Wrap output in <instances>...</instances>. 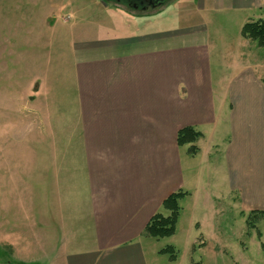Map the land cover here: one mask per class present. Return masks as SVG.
<instances>
[{"label":"crops","instance_id":"0c3cea01","mask_svg":"<svg viewBox=\"0 0 264 264\" xmlns=\"http://www.w3.org/2000/svg\"><path fill=\"white\" fill-rule=\"evenodd\" d=\"M196 1L200 21L76 49L70 138H50L43 123L27 137L26 126L21 153L10 135L0 153V264H264V62L247 55L256 41L242 34L264 18V0ZM234 45L239 54L228 52ZM187 126L202 133L195 156L178 144ZM179 190L194 204L186 253L171 259L144 231ZM210 203L237 209V222L260 212L252 250L240 233L208 246Z\"/></svg>","mask_w":264,"mask_h":264},{"label":"rangeland","instance_id":"374dc122","mask_svg":"<svg viewBox=\"0 0 264 264\" xmlns=\"http://www.w3.org/2000/svg\"><path fill=\"white\" fill-rule=\"evenodd\" d=\"M199 8L200 3L196 0H178L167 2L145 15H133L114 0H0V153H9L10 135L16 142L24 139L26 126L27 137L31 130L34 132L35 126L40 128L41 123L48 124L50 138L71 137V129L66 127L72 124L73 61L77 48L104 43L128 32L165 30L189 21H200ZM236 48L228 52L239 54L242 49ZM250 48L247 55L258 64L263 63L264 46L256 41ZM44 102L48 104L47 113L44 109L41 111ZM40 134L38 131L37 135ZM23 141L19 143L23 144ZM17 146L18 142L16 152L18 148L21 153L26 152L24 145ZM59 148V151L64 148L65 154H72V147ZM49 152H55V146L50 145ZM180 204L181 219L174 241L170 236L155 238V241L159 246L173 242L178 252L186 253L185 234L188 233L185 230L194 201L181 199ZM205 212L198 205V213L195 212L198 220H203ZM208 212L209 224L205 226L210 239L208 246L223 243L222 236L226 240L233 237L232 234L240 233L241 241L252 250V229L242 216L237 222V209L224 203L223 207L214 210L210 203ZM193 235L196 236L195 229ZM200 250L198 244L191 254L196 262L201 258ZM222 260L219 264H235L230 258Z\"/></svg>","mask_w":264,"mask_h":264},{"label":"trees","instance_id":"16d2710c","mask_svg":"<svg viewBox=\"0 0 264 264\" xmlns=\"http://www.w3.org/2000/svg\"><path fill=\"white\" fill-rule=\"evenodd\" d=\"M242 34L244 37L256 40L260 46H264V18L249 21L242 27ZM202 136V133L192 126H187L178 132V144L180 146L189 145L188 152L192 155L199 151L197 141ZM187 194L186 191L179 190L171 194L163 202V209L168 210L169 213L165 214L164 211H159L153 215L145 228V234L154 238H163L172 236L176 231L178 223L181 204L180 200ZM260 212L252 211L247 216V224L249 229L257 228V220L259 219ZM264 216V215H263ZM259 236L260 233H258ZM163 253L169 254L171 259L177 256V248L174 245H166L161 250Z\"/></svg>","mask_w":264,"mask_h":264},{"label":"flooded vegetation","instance_id":"af4514ba","mask_svg":"<svg viewBox=\"0 0 264 264\" xmlns=\"http://www.w3.org/2000/svg\"><path fill=\"white\" fill-rule=\"evenodd\" d=\"M110 1V0H109ZM118 6L128 9L137 10L141 12L150 11L154 8L161 7L166 4L169 0H114Z\"/></svg>","mask_w":264,"mask_h":264}]
</instances>
